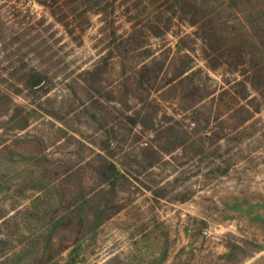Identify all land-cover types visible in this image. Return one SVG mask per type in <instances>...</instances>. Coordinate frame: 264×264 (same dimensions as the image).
Here are the masks:
<instances>
[{
	"label": "rangeland",
	"instance_id": "1",
	"mask_svg": "<svg viewBox=\"0 0 264 264\" xmlns=\"http://www.w3.org/2000/svg\"><path fill=\"white\" fill-rule=\"evenodd\" d=\"M226 232L264 264V0H0V264H224Z\"/></svg>",
	"mask_w": 264,
	"mask_h": 264
},
{
	"label": "trees",
	"instance_id": "2",
	"mask_svg": "<svg viewBox=\"0 0 264 264\" xmlns=\"http://www.w3.org/2000/svg\"><path fill=\"white\" fill-rule=\"evenodd\" d=\"M50 78L42 73L33 74L30 79H26L24 83V88L34 89V91H41L49 87ZM43 80V81H42ZM92 170L95 177L99 179L103 184L106 185L109 193H115L119 190L120 179L124 177V174L120 172L117 165L108 159L99 158L92 164ZM202 221V219H197ZM222 244L227 248L222 255V262L224 264H238L245 257L249 256L253 251L260 250L261 245L256 242L249 240L244 237H240L231 232H226L221 235ZM189 258L186 260H179L173 264H198V252L192 251ZM71 264V262L66 263Z\"/></svg>",
	"mask_w": 264,
	"mask_h": 264
}]
</instances>
